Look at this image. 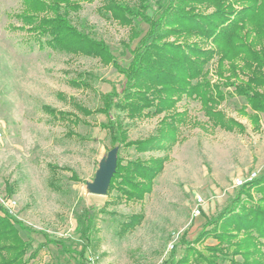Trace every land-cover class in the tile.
<instances>
[{
    "label": "rangeland",
    "instance_id": "1",
    "mask_svg": "<svg viewBox=\"0 0 264 264\" xmlns=\"http://www.w3.org/2000/svg\"><path fill=\"white\" fill-rule=\"evenodd\" d=\"M106 1L82 2L80 10L68 17L79 30L107 44L118 63L126 66L136 44L130 42L131 35L147 27L138 18L131 26L121 25L102 9ZM118 1L137 4V0ZM22 3L0 0V205L27 228L19 230L30 244L27 264H163L171 254L180 258L185 249L181 237L191 242L198 236L207 218L219 212L238 190L233 187L234 180L264 173V115L259 114L256 127L255 112L236 91L249 79L242 62L235 60L237 77L229 79L227 60L222 78L216 70L217 58L205 66L209 87L216 86L224 96L214 109L224 116L222 122L236 124L233 129L214 126L201 103L183 94L172 96V109L157 115L151 114L152 107L144 109V116L134 118L125 111H113L112 116L127 132V141L134 142L167 132L164 123L173 117L181 120L176 125V140L168 142L167 149L139 153L133 146L110 139L101 129L100 124L107 121L104 115L94 112L86 116L77 109L81 106L94 111L101 106V94L113 87L120 91L124 78L96 58L39 48L36 32L19 17L24 14ZM226 4L233 12L241 7L238 0H226ZM164 5L165 0H150L147 14L158 15ZM188 8L200 14L214 11L213 7L194 4ZM253 37L255 33L244 38L251 49L259 50ZM165 41L189 43L198 39L170 36ZM258 41L264 43L263 38ZM200 46L214 48L210 43ZM78 75L88 87L70 83L79 80ZM44 106L70 113L80 121L77 125L56 121ZM68 130L74 135L69 137ZM113 148H117L121 166L136 158L165 157L151 192L141 201L118 199V180L104 196L88 193L86 184L93 181L101 159ZM49 164L60 168L54 175L57 190L49 185ZM6 185L12 190L9 196ZM251 195L259 197L254 191ZM198 197L202 198L200 215L193 216ZM10 202L13 205L9 206ZM86 210L93 215L97 233L81 260L77 255L84 242L76 226ZM136 214L143 215L141 222L125 234L120 232L121 223ZM44 237L60 241L71 252L47 244L29 259ZM215 243L209 238L204 245ZM193 249L207 255L199 244ZM234 258L241 260L239 255Z\"/></svg>",
    "mask_w": 264,
    "mask_h": 264
},
{
    "label": "trees",
    "instance_id": "2",
    "mask_svg": "<svg viewBox=\"0 0 264 264\" xmlns=\"http://www.w3.org/2000/svg\"><path fill=\"white\" fill-rule=\"evenodd\" d=\"M91 1L93 0H22L24 14L19 17L36 32L35 41L39 48L96 58L102 64L112 66L124 78L120 91L113 87L109 92L101 94V106L94 111L77 106L78 111L86 116L94 112L104 115L107 121L100 124L101 129L108 133L111 140L128 147L133 146L139 153L167 149V143L176 140V125L181 120L178 122L179 119L173 117L164 123L167 132L162 131L158 136L134 142L127 141L126 130L112 116V112L125 111L129 118H134L144 116V109L152 107L154 110L151 114L157 115L172 109L175 104L172 97L174 95L194 97L201 103L214 126L228 125L226 121L222 122L224 116L214 109L223 101V94L217 91L216 86L209 87L205 80V66L214 58H217L215 66L220 78L226 60L230 62L231 72L227 79L237 77L239 66L235 60L242 62L243 73L248 74L249 79L245 86L239 85L236 91L248 100L255 112L253 117L257 127L259 114L264 115V43L258 41L260 38L264 39V0H238L241 7L237 12L229 8L226 0H165V5L156 16L147 14L150 0H137V6L107 0L102 9L121 25L131 26L138 18L147 27L143 32L134 29L136 31L129 40L131 43L136 41V44L130 49L131 60L126 66L118 63L107 44L84 30H79L69 19V13L79 11L82 2ZM193 4L213 7L214 11L209 14L193 12L188 8ZM242 32L244 36L241 35ZM252 33H255V38L252 39L260 46L259 50L251 49L245 41L244 37ZM170 36H192L198 41L166 42L165 39ZM205 43L212 44L214 48H202L200 45ZM78 76L79 80H71L70 83L73 86L88 87L83 77ZM43 109L56 121L73 125L80 121L70 113L48 106ZM230 123L226 126L227 129H233V125H236ZM67 135L71 137L74 133L68 130ZM164 160L165 157L149 160L136 158L121 166V160L117 157L115 172L107 191H111L114 182L118 180V199L141 201L144 195L151 192L155 178L163 169ZM48 168L52 174L49 185L57 190L54 175L60 168L52 164ZM63 169L67 168H61ZM71 177L77 179L74 175ZM6 189L9 196L11 187L6 185ZM252 191L259 197L254 198ZM89 211L84 212L76 226L77 233L84 242L77 255L81 260L95 241L94 234L97 233L93 215ZM142 219V214L129 216L126 222L121 223L120 232L125 234L134 229ZM20 229L27 230L0 205V264H27L25 257L30 244L20 236ZM209 238L216 243L204 245ZM184 241L183 235L180 240L185 245L182 256L177 259L171 254L163 264H264V173L239 187L219 212L207 218L196 238L191 242ZM47 244H53L61 251L71 252L60 241L44 237V242L28 258L34 259ZM197 244L206 250L207 255L193 249ZM230 250L232 255L228 256ZM190 254L195 256L192 258ZM236 255L241 260H236Z\"/></svg>",
    "mask_w": 264,
    "mask_h": 264
},
{
    "label": "water",
    "instance_id": "3",
    "mask_svg": "<svg viewBox=\"0 0 264 264\" xmlns=\"http://www.w3.org/2000/svg\"><path fill=\"white\" fill-rule=\"evenodd\" d=\"M116 161L117 148H113L105 158L101 159L93 181L86 184L88 193L99 196L106 195L110 180L115 172Z\"/></svg>",
    "mask_w": 264,
    "mask_h": 264
},
{
    "label": "built area",
    "instance_id": "4",
    "mask_svg": "<svg viewBox=\"0 0 264 264\" xmlns=\"http://www.w3.org/2000/svg\"><path fill=\"white\" fill-rule=\"evenodd\" d=\"M256 174L255 173H251L249 174L248 176L246 177H239V178H236L233 182V187L234 188H239L241 187L244 183H246L247 181H250L254 178H256ZM9 205V204H8ZM13 205L12 202H10V205L11 206ZM202 205V198L198 197L196 199V203H195V208L193 209V216H198L200 215V206Z\"/></svg>",
    "mask_w": 264,
    "mask_h": 264
}]
</instances>
